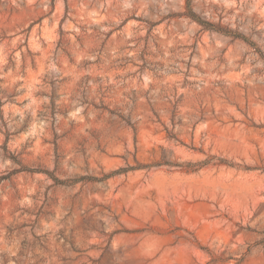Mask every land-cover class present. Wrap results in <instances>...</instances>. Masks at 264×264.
Returning <instances> with one entry per match:
<instances>
[{"label":"rangeland","instance_id":"1","mask_svg":"<svg viewBox=\"0 0 264 264\" xmlns=\"http://www.w3.org/2000/svg\"><path fill=\"white\" fill-rule=\"evenodd\" d=\"M0 264H264V0H0Z\"/></svg>","mask_w":264,"mask_h":264},{"label":"trees","instance_id":"2","mask_svg":"<svg viewBox=\"0 0 264 264\" xmlns=\"http://www.w3.org/2000/svg\"><path fill=\"white\" fill-rule=\"evenodd\" d=\"M203 26H207L208 24H204V22H199ZM208 27V26H207Z\"/></svg>","mask_w":264,"mask_h":264}]
</instances>
